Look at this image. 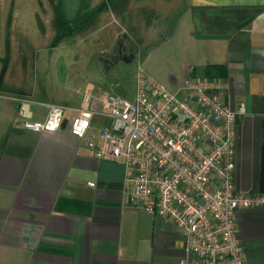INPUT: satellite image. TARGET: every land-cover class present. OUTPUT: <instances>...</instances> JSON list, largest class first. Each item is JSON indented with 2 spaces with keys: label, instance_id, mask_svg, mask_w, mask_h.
<instances>
[{
  "label": "crops",
  "instance_id": "obj_1",
  "mask_svg": "<svg viewBox=\"0 0 264 264\" xmlns=\"http://www.w3.org/2000/svg\"><path fill=\"white\" fill-rule=\"evenodd\" d=\"M148 1L158 11L151 48L186 41L170 89L189 66L204 76L207 64L225 66L226 75L215 76L229 80L221 99L245 107L236 187L264 193V0ZM27 98L0 95V264H191L169 219L127 204L122 163L96 158L70 133L81 99L68 106L58 130L34 132L22 122L42 121L51 101ZM108 123L101 115L91 119L95 134ZM236 227L245 263L264 264V207L238 209Z\"/></svg>",
  "mask_w": 264,
  "mask_h": 264
},
{
  "label": "built area",
  "instance_id": "obj_2",
  "mask_svg": "<svg viewBox=\"0 0 264 264\" xmlns=\"http://www.w3.org/2000/svg\"><path fill=\"white\" fill-rule=\"evenodd\" d=\"M193 69L171 90L139 66L132 99L89 88L68 129L96 158L122 163L127 204L169 219L184 238L191 264H246L236 212L264 207V193L236 187L237 129L245 107L221 99L229 92L227 77ZM45 106L42 121L25 120L22 126L58 130L72 109L55 102ZM94 115L109 122L97 134Z\"/></svg>",
  "mask_w": 264,
  "mask_h": 264
},
{
  "label": "rangeland",
  "instance_id": "obj_3",
  "mask_svg": "<svg viewBox=\"0 0 264 264\" xmlns=\"http://www.w3.org/2000/svg\"><path fill=\"white\" fill-rule=\"evenodd\" d=\"M157 13L148 0H0V95L76 106L92 88L132 99L139 66L170 89L186 41L151 48Z\"/></svg>",
  "mask_w": 264,
  "mask_h": 264
},
{
  "label": "trees",
  "instance_id": "obj_4",
  "mask_svg": "<svg viewBox=\"0 0 264 264\" xmlns=\"http://www.w3.org/2000/svg\"><path fill=\"white\" fill-rule=\"evenodd\" d=\"M204 73L208 77L225 76L226 68L223 64H207Z\"/></svg>",
  "mask_w": 264,
  "mask_h": 264
}]
</instances>
